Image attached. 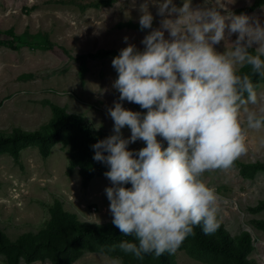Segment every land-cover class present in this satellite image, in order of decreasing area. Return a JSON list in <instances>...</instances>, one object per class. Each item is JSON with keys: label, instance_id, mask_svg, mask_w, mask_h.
Masks as SVG:
<instances>
[{"label": "clouds", "instance_id": "clouds-1", "mask_svg": "<svg viewBox=\"0 0 264 264\" xmlns=\"http://www.w3.org/2000/svg\"><path fill=\"white\" fill-rule=\"evenodd\" d=\"M149 4L162 17L159 28H152ZM221 9L193 7L191 0L180 7L173 0H143L139 27L151 29L143 50L127 44L111 61L117 72L112 87L119 92L107 109L113 133L92 145L93 159L108 166L111 222L132 239L109 251L137 260L174 255L196 227L206 235L220 227L218 196L201 178L230 169L247 152L242 113L247 129H264V92L254 83V77L264 80V23ZM123 101L146 111L127 109ZM137 140L144 146L130 150Z\"/></svg>", "mask_w": 264, "mask_h": 264}, {"label": "rangeland", "instance_id": "rangeland-1", "mask_svg": "<svg viewBox=\"0 0 264 264\" xmlns=\"http://www.w3.org/2000/svg\"><path fill=\"white\" fill-rule=\"evenodd\" d=\"M253 0H191L193 7L211 4L226 12L247 14L264 23V3L251 9L240 7ZM143 0H0V133L13 127L44 131L51 117V104L66 111L81 113L102 132H113V120L107 109L118 101L119 92L112 87L117 77L113 56L93 57L98 48L120 50L127 44L137 48L147 30H141L138 18ZM182 6L183 0H173ZM224 9H221L222 13ZM152 28L161 19L156 7L149 4ZM127 37V41L124 40ZM165 37H168L165 31ZM235 40V35L231 37ZM223 51V45L216 46ZM264 92V80L257 84ZM132 111L145 112L139 105L121 102ZM246 130L247 152L230 169L206 172L201 178L218 196V216L230 235L246 229L251 246L247 256L264 264V229L252 217L264 219V207L253 208L264 197V169L241 175L240 162H264V129ZM130 136V129H121ZM158 139H161L158 137ZM137 140L128 147L143 145ZM166 146L167 142L162 141ZM68 144L56 142L42 156L33 144L23 145L15 157L0 153V229L8 239L28 232L34 234L49 218L48 208L56 200L76 218L102 222L111 220L105 188L111 182L105 171L80 181L78 166L66 171ZM131 186V185H130ZM67 264H111L118 254L81 247ZM170 256L171 264H207V260L181 246ZM0 264H10L0 251ZM12 264V263H11ZM18 264H51L48 258L25 260ZM121 264H125L122 263Z\"/></svg>", "mask_w": 264, "mask_h": 264}, {"label": "trees", "instance_id": "trees-1", "mask_svg": "<svg viewBox=\"0 0 264 264\" xmlns=\"http://www.w3.org/2000/svg\"><path fill=\"white\" fill-rule=\"evenodd\" d=\"M260 3H264V0H253L250 4L240 8L247 10ZM148 32L149 30L146 31V34ZM143 48L138 47L137 49L143 50ZM89 54L93 57H103L107 54L115 57L119 51L113 48H98L94 52L90 51ZM248 71L247 68L241 69V73ZM260 80V78L254 77L255 84ZM50 108L52 113L46 130L13 127L9 133H0V153L9 152L17 157L23 145L34 143L40 154L46 156L51 145L61 142L65 145L68 144L70 148L65 172L75 165L78 166L77 171L82 183L91 175L101 171L106 172L108 166L93 159L92 145L113 132L94 129L89 119L81 113L66 111L64 107L57 104H51ZM143 146L144 144L128 148L135 151ZM257 168L264 169V162L259 160L240 162L238 170L241 175H246L252 174ZM125 187H130V184ZM252 207H264V197L258 198ZM48 211L47 223L34 234L25 232L24 236L10 240L0 229V251L6 254L10 264H18L20 254L25 260L48 258L51 264H67L80 253L83 246L89 250L116 253L121 256V261L125 264H171L170 256L167 253L159 258L145 256L143 260H137L131 255L120 252L119 249L109 251L110 247L113 244H118L120 240L132 239L122 236L119 229L112 224V219L102 222L78 219L72 212L62 209L56 200L49 206ZM218 219L220 227L215 234L206 235L201 227H196L195 235L189 236L181 246L187 248L190 253L205 258L208 261L207 264H259L258 261L247 256V251L251 246L247 230L242 229L236 235H230L219 216ZM252 221L264 229V219L252 217Z\"/></svg>", "mask_w": 264, "mask_h": 264}]
</instances>
